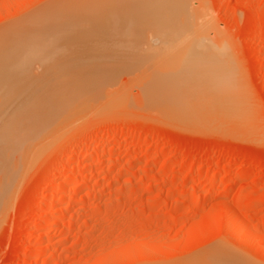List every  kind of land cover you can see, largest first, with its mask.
Segmentation results:
<instances>
[{"label": "rangeland", "instance_id": "rangeland-1", "mask_svg": "<svg viewBox=\"0 0 264 264\" xmlns=\"http://www.w3.org/2000/svg\"><path fill=\"white\" fill-rule=\"evenodd\" d=\"M13 25L60 89L0 153V264H264V0H0Z\"/></svg>", "mask_w": 264, "mask_h": 264}, {"label": "bare ground", "instance_id": "bare-ground-1", "mask_svg": "<svg viewBox=\"0 0 264 264\" xmlns=\"http://www.w3.org/2000/svg\"><path fill=\"white\" fill-rule=\"evenodd\" d=\"M46 9V8H45ZM46 10H48V8L46 9ZM45 10V11H46ZM50 10V9H49ZM48 10V11H49ZM44 12V11H43ZM48 14H50V13H48ZM47 14V15H48ZM147 16V15H146ZM33 18L35 17V16H32ZM39 17V16H38ZM47 17V16H46ZM40 18V17H39ZM58 18V17H57ZM30 19H31V17H30ZM50 19V17L48 18V20ZM59 19V18H58ZM32 20V19H31ZM38 20V19H37ZM25 21V20H24ZM27 21V20H26ZM28 22H29V20H28ZM24 24V23H23ZM32 24V23H31ZM41 24V23H40ZM33 25V24H32ZM136 25H138L137 23H136ZM141 25V24H140ZM160 25V24H159ZM14 26V25H13ZM15 27V26H14ZM19 27V26H18ZM17 27V25H16V27L15 28H18ZM35 27V26H34ZM33 27V29L35 30V28ZM42 27V26H41ZM9 28V27H8ZM7 28V29H8ZM13 27H11L10 28V30H11V32H12V30H13V32H14V29H12ZM27 28V27H26ZM110 28V27H109ZM19 29H20V27H19ZM23 29V28H22ZM154 29V28H153ZM9 30V29H8ZM21 30V29H20ZM44 30V29H43ZM62 30H63V28H62ZM62 30H61V32H62ZM17 31V30H16ZM28 31H30V30H28ZM28 31H26L25 30V32H28ZM52 31V30H51ZM21 32H22V30L20 31V32H18V34L16 35L17 37H20L19 39H23V37L21 38V36L23 35H21L20 36V34H21ZM34 32V31H33ZM32 32V33H33ZM46 33H45V35L43 36V37H41V39H43L44 41L46 40V39H48V32L47 31H45ZM8 33H9V31H8ZM20 33V34H19ZM32 33H26V34H24L23 36H25L26 37V40L25 39H23V41L22 40H20V41H22V42H18V43H21V45H22V47H21V49H24V51L26 52V51H28L29 49H34L33 48V41H35L36 39L37 40H39V38H40V35L38 36L37 34L34 36ZM40 34H44V32H42V33H40ZM158 34V33H157ZM11 36V35H10ZM14 36V35H13ZM59 36V35H58ZM57 36V37H58ZM2 37H5V39L6 40H8L10 37H9V34L7 35V36H2ZM1 37V38H2ZM9 37V38H8ZM52 37V36H51ZM54 37H56V36H54ZM56 37V38H57ZM0 38V39H1ZM13 38V37H12ZM18 38H15V40H13V42L14 41H18L17 40ZM58 39V38H57ZM2 40H3V38H2ZM2 40H0V41H2ZM43 40H41V41H43ZM54 41H55V39H54ZM53 41V43H55ZM4 42H5V40H4ZM7 42H9V41H7ZM12 42V41H11ZM12 42V43H13ZM46 42V41H45ZM176 42V41H175ZM6 43V42H5ZM4 43V44H5ZM10 44L9 46H7V47H5V48H9L6 52H5V54H4V51H0V153L1 152H5V151H8V150H10L11 148H10V146H11V144H16V142L17 141H19V143H20V141L21 140H19V139H22L23 141L25 140V138H29V136L31 137V135H32V137H33V134L35 135L36 134V131H35V133H33L34 132V130L36 129V128H38V126H39V129L41 130V126H43V125H41V124H43V122H41L40 123V121H43V120H40L39 121V123H40V125H39V123L37 124V120H38V115L40 114V112H42L43 111V105H44V102H47L48 101V99H49V96H50V98H51V100L50 101H52V99H54V101H55V98L53 97H51V96H54V95H47V100H46V96H45V100L42 98V96H44V90L47 92V90L46 89H50V88H54L55 89V87H56V85H54V84H56V83H54L53 84V87L51 86V84H45L44 86H42V82L41 81H45V80H42L43 79V77H45V75H48L52 70V67H50L51 69H49V68H46V69H44L43 71H41L40 73H38V75H37V77L34 75V74H32V73H30V71H31V66H29V65H31L30 64V58H31V56H30V54H28L27 52H26V54H24L23 56L21 55H17L16 53L19 51L20 52V50H18V49H16V46H18V44ZM47 43H48V41H47ZM7 44V43H6ZM49 44V43H48ZM8 45V44H7ZM185 45V44H184ZM38 46V45H37ZM36 46V47H37ZM49 46V45H48ZM40 47V46H39ZM45 47L47 48V46L45 45ZM5 48H2V46L0 45V49H5ZM42 48V47H41ZM40 48V49H41ZM183 48V47H182ZM43 50H45V48H42ZM179 49V48H178ZM181 49V48H180ZM16 50H18V51H16ZM38 49H36V51H37ZM14 51H16V52H14ZM22 51V50H21ZM31 51V50H30ZM35 51V52H36ZM39 51H42V50H38V52ZM29 52V51H28ZM32 52V51H31ZM30 52V53H31ZM40 53V52H39ZM45 54H47V53H45ZM50 55V54H49ZM53 55V54H52ZM41 56V55H40ZM43 56V55H42ZM48 56V55H47ZM47 56H44L45 57V59H44V61L46 60V58H47ZM54 56V55H53ZM37 57H38V55H37ZM43 57V58H44ZM50 57V56H49ZM48 57V58H49ZM32 58H35V57H32ZM42 58V57H41ZM52 58V57H51ZM48 59L49 60V62H53V61H50V60H53V59H55L54 57H53V59ZM37 59V58H36ZM36 59H33V60H36ZM38 59H39V57H38ZM37 59V60H38ZM37 60H36V62H37ZM41 60V59H40ZM43 61V62H44ZM43 62H41L42 64H40V63H38L39 65H42V66H46L48 63H43ZM48 62V61H47ZM64 63V62H63ZM162 63V62H161ZM58 64H60V63H58ZM37 65V64H36ZM48 66V65H47ZM50 66V65H49ZM52 66V65H51ZM53 66H56V63H55V65L53 64ZM36 67V66H35ZM57 67V70L60 68L59 66H56ZM47 69H48V71H47ZM54 70V69H53ZM59 71V70H58ZM32 72V71H31ZM35 72V71H34ZM37 72V71H36ZM35 72V73H36ZM161 72V71H160ZM159 72V73H160ZM55 73V72H54ZM54 73H50V74H54ZM64 73V72H63ZM31 74V75H30ZM50 74H49V76H50ZM68 74V73H67ZM98 75V74H97ZM48 76V77H49ZM57 76V75H56ZM90 76V75H89ZM51 77H52V75H51ZM64 77V79H65V76H63ZM75 77V76H74ZM50 78V77H49ZM53 78V77H52ZM96 78V77H95ZM179 78V77H178ZM45 79V78H44ZM41 80V81H40ZM62 80H63V78L61 77V81L60 80H57L59 83L58 84H60L61 82H62ZM97 80V79H96ZM38 81H39V83L41 84V86H40V84L39 85H37L38 84ZM51 81H52V79H51ZM64 81V80H63ZM72 82V81H71ZM174 82V81H173ZM73 84V83H72ZM77 84V83H76ZM12 85H13V87H12ZM70 85V84H69ZM59 86H61V85H59ZM62 86H63V84H62ZM66 85H64V87H65ZM71 86H73V85H70V87ZM78 86H80L79 84L77 85V87ZM76 87V88H77ZM56 88H58V86L56 87ZM62 88V87H61ZM67 88V87H66ZM60 88H58V90H59ZM68 89V88H67ZM67 89H66V93L65 94H67L68 92H67ZM71 89V88H70ZM69 89V90H70ZM58 90H53V91H58ZM63 90V89H62ZM62 90H60V91H62ZM72 90V89H71ZM52 91V92H53ZM74 91V90H73ZM73 91H71V92H73ZM77 91V90H76ZM76 91L74 92V93H76ZM154 92V91H153ZM42 93H44L43 95H42ZM51 93V92H50ZM61 93H63V91L61 92ZM58 94V93H57ZM56 94V95H57ZM72 94V93H71ZM71 94H70V96H71ZM161 94V93H160ZM163 94V93H162ZM167 94V93H166ZM46 95V94H45ZM76 95V94H75ZM164 95V94H163ZM18 96H21L22 97V101H21V105L19 104V107L16 109L17 111H18V113H17V111H15V114H13V116L14 117H10V116H8V111L9 110H12V109H10V106L9 105H11V102H13L14 100H16L17 101V97ZM58 96H60L59 97V99L60 100H62V98H61V95H59L58 94ZM72 96H73V94H72ZM57 97V96H56ZM58 98V97H57ZM73 98H75V97H73ZM106 98V97H105ZM169 98V97H168ZM13 99V100H12ZM58 99V100H59ZM166 99V98H165ZM53 101V103L51 104V105H53V104H55V102ZM168 101H169V99H168ZM18 102H20V100L18 101ZM110 102V101H109ZM121 102V101H120ZM123 102V101H122ZM167 102V101H166ZM14 103V102H13ZM13 103H12V105H13ZM48 103H49V101H48ZM101 103V102H100ZM185 103V102H184ZM192 103V102H191ZM47 104V103H46ZM45 104V105H46ZM60 104H62V103H60ZM169 105H170V103H168ZM173 104V103H172ZM193 105H194V103H192ZM15 105H17V102H16V104H14L13 106H15ZM174 105V104H173ZM18 106V105H17ZM49 106H50V104H49ZM58 107V105H54L53 107ZM127 106V105H126ZM152 106V105H151ZM181 106V105H180ZM192 106V105H191ZM47 107V106H46ZM60 107H61V105H60ZM153 107V106H152ZM193 107V106H192ZM15 108V107H14ZM64 108V107H63ZM188 108V107H187ZM155 109V108H154ZM15 110V109H14ZM42 110V111H41ZM195 110V109H194ZM53 112L54 111H56L55 109L54 110H52ZM52 111H51V113H52ZM59 111V110H58ZM174 111V110H173ZM190 111V110H189ZM12 112V111H11ZM10 112V113H11ZM60 112V111H59ZM160 112V111H159ZM191 112V111H190ZM56 113H57V111L55 112V115H56ZM64 113V112H63ZM45 114V113H44ZM44 114H43V116H44ZM170 114V113H169ZM173 114V113H172ZM191 114H192V112H191ZM46 115H49L48 114V112H47V114ZM57 115H59V113L57 114ZM37 116V117H36ZM61 116H62V112H61ZM164 116V115H163ZM170 116H171V114H170ZM11 119H10V118ZM40 117H42V115L40 116ZM37 121V122H36ZM54 121V120H53ZM184 121V120H183ZM47 122V121H46ZM49 123V122H48ZM44 124H45V122H44ZM47 124V123H46ZM54 124V123H53ZM36 125H38V126H36ZM48 125V124H47ZM46 127H48V126H46ZM45 127V128H46ZM44 128V129H45ZM54 128V127H53ZM43 129V130H44ZM47 129H49V127L47 128ZM42 130V131H43ZM38 132V131H37ZM41 132V131H40ZM39 132V133H40ZM44 132H45V130H44ZM21 133V137L18 139V137L16 136V134H20ZM38 134V133H37ZM42 134H44V133H42ZM42 134H41V136H42ZM23 136V137H22ZM40 136V137H41ZM17 137V138H16ZM35 137V136H34ZM37 137H39V136H37ZM37 137L35 138L36 140H37ZM18 139V140H17ZM35 139H34V142H35ZM39 139V138H38ZM23 141H22V143H23ZM25 141H27V139L25 140ZM28 141H29V139H28ZM27 141V142H28ZM32 141V139L30 140V142ZM42 141V140H41ZM30 142H29V145H30ZM33 142V141H32ZM18 143V142H17ZM34 144H36V143H34ZM37 144H38V141H37ZM36 144V145H37ZM108 144V140L107 139H104L103 141H102V145H107ZM23 145H24V143H23ZM23 145H21V146H23ZM120 145L121 144H119V142H116L115 144H114V148L117 150L118 148H120ZM16 146V145H15ZM153 146V145H152ZM33 147V146H32ZM126 147V146H125ZM17 148V147H16ZM19 148H20V146H19ZM28 147L26 146L25 147V149H27ZM113 148V149H114ZM14 149V148H13ZM30 149V148H29ZM33 149V148H32ZM125 149V148H124ZM95 150H96V148H95ZM108 150V149H107ZM13 151V150H12ZM12 151H11V154H12ZM23 151V150H22ZM26 151H28V150H26ZM18 152V151H17ZM6 153V152H5ZM89 153H91V151H89L88 152V154ZM10 154V155H11ZM15 155V154H14ZM3 156H4V154H3ZM8 156V155H7ZM17 156H20V155H17ZM87 156V155H86ZM108 156V155H107ZM22 157V156H21ZM4 158H5V156H4ZM9 158H10V156H9ZM13 158H14V156H13ZM16 158V157H15ZM6 159V158H5ZM111 160L112 159H116V156L114 157V156H112V158H110ZM17 160V159H16ZM7 162H9V161H7ZM89 163V162H88ZM87 163V164H88ZM2 164V163H1ZM8 164V163H7ZM12 164V163H11ZM6 166V165H5ZM9 166H10V164H9ZM12 166H13V164H12ZM14 167H16V166H13L12 168L14 169ZM0 168H3V167H0ZM11 169V168H10ZM2 171H3V169H2ZM12 171V170H11ZM65 171H67V170H65ZM78 171H79V169H78ZM147 171V170H146ZM64 172V171H63ZM0 173H1V171H0ZM9 174L11 173L10 171L8 172ZM67 173V172H66ZM80 173V172H79ZM5 174V173H4ZM4 174H2V176L4 175ZM130 174V173H129ZM8 175V174H7ZM69 175V174H68ZM136 176V175H135ZM147 176H148V174H147ZM10 177V176H9ZM11 177H12V175H11ZM77 177V176H76ZM75 177V178H76ZM3 177H1V175H0V180L2 179ZM5 178V177H4ZM7 178V177H6ZM68 179V178H67ZM146 179V178H145ZM139 180V178L137 179L136 178V180H135V182L136 181H138ZM6 181H9L8 179L6 180ZM144 181V180H143ZM59 182V181H58ZM85 183V182H84ZM2 184H3V182H2ZM67 184V183H66ZM12 185V184H11ZM65 187V183H64V181H60V183H59V186H58V189L55 191V194H57L59 191H61L63 188ZM1 188H3V187H0V189ZM228 188V187H227ZM3 190H1V192H2ZM0 192V193H1ZM2 193H4V191L2 192ZM1 193V194H2ZM192 193L193 194H197L196 193V191H192ZM191 193V194H192ZM199 194V193H198ZM203 194V193H202ZM3 195V194H2ZM57 196V195H56ZM196 196V195H195ZM56 201V200H55ZM55 203V202H54ZM53 205V204H52ZM45 232V231H44ZM42 236H44V234L42 233V234H39V237H42ZM39 240V239H38ZM44 246V245H43ZM42 248L43 247H41V246H39L38 248H37V250L38 251H40L41 252V250H42ZM233 264V263H232ZM235 264V263H234Z\"/></svg>", "mask_w": 264, "mask_h": 264}]
</instances>
